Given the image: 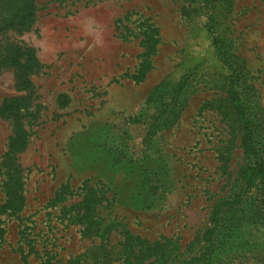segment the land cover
<instances>
[{
	"label": "rangeland",
	"instance_id": "1",
	"mask_svg": "<svg viewBox=\"0 0 264 264\" xmlns=\"http://www.w3.org/2000/svg\"><path fill=\"white\" fill-rule=\"evenodd\" d=\"M36 2L33 28L7 34L36 51L41 68L30 92L17 91L12 70L0 74V103L14 95L31 102L23 119L29 142L17 155L26 205L22 219L0 214V264H41L15 249L32 238V221L60 222L62 204L51 200L63 184L74 193L84 185L101 189L103 225L120 224L109 240L122 239L124 229L157 253L141 264L163 252L166 262L154 264H264V207L254 187L221 214L213 244L203 239L213 209L243 190L240 173L255 163L241 147L229 70L213 48L207 15L213 6L214 33L229 39L249 71L256 93L244 108L264 163V0ZM148 25L158 40L142 55ZM142 61L145 74L137 78ZM179 82L175 110L156 131L157 91L169 102ZM12 128L0 119V160ZM75 229L63 232L66 257L97 243Z\"/></svg>",
	"mask_w": 264,
	"mask_h": 264
},
{
	"label": "trees",
	"instance_id": "2",
	"mask_svg": "<svg viewBox=\"0 0 264 264\" xmlns=\"http://www.w3.org/2000/svg\"><path fill=\"white\" fill-rule=\"evenodd\" d=\"M215 0H207L209 4ZM213 6L208 12L206 28L212 32L213 48L221 62L229 70L227 78V95L235 109L237 121L242 125L241 147L244 154L255 163L247 165L240 173L243 182V190L237 193L234 199L224 201L212 211V225L203 234V239L213 244V235L219 228L221 214L230 207L239 205L243 194L247 193L252 187L259 192V204L264 207V163L259 160L261 147L257 146L254 139L257 127L251 124L245 106L251 104V98L256 93L255 87L248 82L249 71L245 61L236 53L232 52L231 43L228 38L217 36L214 32L216 26V14ZM38 5L36 0H0V74L4 70L14 72V84L17 91L30 92L33 83L31 77L41 68V64L36 56L33 47L15 42L7 36L8 33L22 34L30 31L36 21ZM141 43L144 48L142 55L155 49L154 42L158 39L157 31L151 25L146 27ZM148 33L145 35V31ZM156 34V35H155ZM144 63L140 65L138 77H143ZM147 68L149 66L147 65ZM165 86V85H164ZM184 87V82H179L173 86L172 95L169 102L160 101V90L156 87L157 98L159 100V116L153 124L157 131L163 121L174 112L175 103L178 102L179 95ZM155 91V90H154ZM30 97L14 95L5 98L0 103V119L12 120V135L9 137L7 149L0 160V189L3 199L0 203V214L14 216L22 219L21 213L25 208V175L24 169L17 162V155L23 152L29 142L28 131L24 127V112L30 108ZM259 180V181H258ZM74 199L71 203H64ZM77 198V199H75ZM108 199L101 189L82 186L77 192H73L68 184H63L56 191L51 205L62 204L57 210L59 223L45 219L34 222L31 229L32 238H24L26 245L18 246L15 250L27 254L33 253L41 260V264H141L153 257L152 253L157 254L152 248V244L130 234L123 229L122 239L112 243L109 240L110 231L120 224L112 222L103 225V217L100 215V208L104 206ZM47 212L46 215H50ZM43 224L42 227L40 225ZM76 227V232L82 238L97 239V243H92L88 247H82L80 251L68 255L61 252L65 250L64 231ZM3 229L0 228V243L3 242ZM29 238V239H28ZM92 241V240H91ZM26 248V250H25ZM154 251V252H153ZM26 257L22 254V258ZM167 253L163 252L150 261V264L159 263L161 260L166 262Z\"/></svg>",
	"mask_w": 264,
	"mask_h": 264
}]
</instances>
